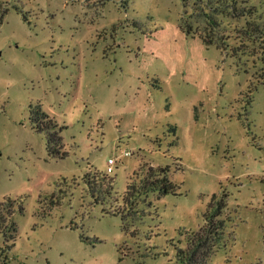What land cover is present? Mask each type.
<instances>
[{"label": "rangeland", "instance_id": "1", "mask_svg": "<svg viewBox=\"0 0 264 264\" xmlns=\"http://www.w3.org/2000/svg\"><path fill=\"white\" fill-rule=\"evenodd\" d=\"M2 8L0 200L23 207L6 264H178L213 194L207 263L264 264V0ZM37 106L64 127L65 158L35 130ZM149 165L177 194L134 193Z\"/></svg>", "mask_w": 264, "mask_h": 264}, {"label": "trees", "instance_id": "2", "mask_svg": "<svg viewBox=\"0 0 264 264\" xmlns=\"http://www.w3.org/2000/svg\"><path fill=\"white\" fill-rule=\"evenodd\" d=\"M108 0H85L89 5H101ZM7 9H0V23ZM23 15V19L26 21V17ZM190 30V29H189ZM187 29L186 32L189 33ZM206 45L213 43L212 39L204 36L201 37ZM30 120L34 124L37 132H46V143L49 154L55 158H65L67 152L62 151V136L59 134V130L62 131L64 127H60L58 132L57 122L50 118L40 107H36L30 111ZM48 132V133H47ZM146 177L143 179L139 189L135 188L134 193L146 194L148 192H156L161 195L177 194L178 187L168 177V166H151L147 167ZM86 178V177H85ZM90 183V181L88 182ZM102 185L109 186L111 180L107 177H102ZM130 187H127L125 196L129 194ZM225 196L219 198L216 194L211 196V201L208 207L209 211L204 214L205 225L198 231L192 232L188 243L184 249L176 248L175 257L178 264H208V259L212 248L207 246L208 239L213 237L214 239L221 234L220 228L222 223L215 221L213 218L217 216L221 210L225 207ZM216 210L215 214L211 216L212 210ZM23 207L21 201L18 199H12L10 197L0 200V264H6L8 259V252L14 246L17 225L14 220L15 212H22Z\"/></svg>", "mask_w": 264, "mask_h": 264}, {"label": "built area", "instance_id": "3", "mask_svg": "<svg viewBox=\"0 0 264 264\" xmlns=\"http://www.w3.org/2000/svg\"><path fill=\"white\" fill-rule=\"evenodd\" d=\"M130 152L129 151H125L124 155H129ZM116 162V158H108L107 159V167H106V173H112L113 172V164Z\"/></svg>", "mask_w": 264, "mask_h": 264}]
</instances>
